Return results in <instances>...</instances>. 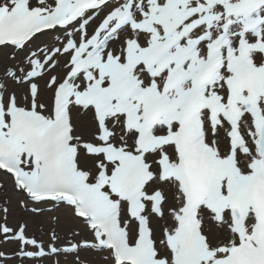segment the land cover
<instances>
[{
	"label": "snow or ice",
	"instance_id": "snow-or-ice-1",
	"mask_svg": "<svg viewBox=\"0 0 264 264\" xmlns=\"http://www.w3.org/2000/svg\"><path fill=\"white\" fill-rule=\"evenodd\" d=\"M0 175V264H264V0H0Z\"/></svg>",
	"mask_w": 264,
	"mask_h": 264
},
{
	"label": "rangeland",
	"instance_id": "rangeland-1",
	"mask_svg": "<svg viewBox=\"0 0 264 264\" xmlns=\"http://www.w3.org/2000/svg\"><path fill=\"white\" fill-rule=\"evenodd\" d=\"M0 182H3L5 187L2 192H0V201L4 199L11 198L13 201L12 204V213L9 217V226L16 227L20 222L27 220L28 221V235L35 236L37 239H42L46 244L48 242V233L50 228L52 227L49 213L45 212L42 215H31L21 210L17 206V201L21 198L19 195L15 194L12 191L11 181L2 175H0ZM60 228L71 227V225H65L64 219H61ZM0 250L6 251L8 253H12L17 250V245L14 243L3 244L0 243ZM9 264H19L18 261L12 260ZM25 264H29V262H25ZM43 264H51L50 261H44Z\"/></svg>",
	"mask_w": 264,
	"mask_h": 264
},
{
	"label": "bare ground",
	"instance_id": "bare-ground-1",
	"mask_svg": "<svg viewBox=\"0 0 264 264\" xmlns=\"http://www.w3.org/2000/svg\"><path fill=\"white\" fill-rule=\"evenodd\" d=\"M61 219H63V217H61Z\"/></svg>",
	"mask_w": 264,
	"mask_h": 264
}]
</instances>
